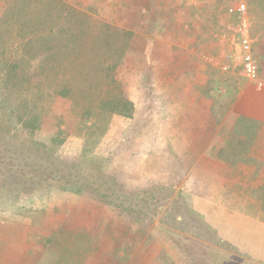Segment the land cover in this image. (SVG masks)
Listing matches in <instances>:
<instances>
[{"label": "rangeland", "instance_id": "rangeland-1", "mask_svg": "<svg viewBox=\"0 0 264 264\" xmlns=\"http://www.w3.org/2000/svg\"><path fill=\"white\" fill-rule=\"evenodd\" d=\"M237 1L239 0L224 1L226 7L215 20L210 19L211 25L219 28L223 20L227 21V27L235 25L236 18L229 13V8ZM242 1L247 3L249 13L251 12V35L262 69L264 62L260 43L262 9L254 0ZM73 6L80 8L78 4ZM4 8V3L0 0V18ZM194 19L192 25H187L184 29L180 23V31L176 35L179 34V38H186L193 44L194 55L199 57L197 60L209 65L206 63L207 57L220 56L219 52L215 54L213 53L215 51L209 48L212 47L213 41L224 49L221 56H227L231 49L229 46L220 45L218 39L228 33V28L226 32L219 31L214 40L209 32L211 28H208L209 19L197 17ZM201 19L204 21L200 22ZM193 25L199 28L196 35L189 34ZM0 30L2 31V28ZM43 30H48V27H44ZM162 33L148 35H155L151 39H158ZM145 34L143 32L137 34L135 39L146 41ZM176 35L171 36V39L173 40ZM132 36L131 33V40ZM2 45L5 46L0 40V78ZM9 53L11 57L8 56V60L17 56L13 50ZM170 58L172 57L168 59ZM124 62L125 60L118 70V76L126 90L130 89L131 92L133 90L135 95L139 93L141 96V89L140 92L136 89L141 88L142 81L137 80L138 77L130 76L129 71L123 69ZM175 64L168 66L175 67ZM233 69L241 73V78L239 77L241 84L249 82L239 65L231 66L224 72H232ZM159 75L162 79L165 78L163 76L165 73ZM262 77L264 79V74ZM170 81L169 79L158 82L161 88L157 85V89L160 91L165 87L172 88ZM172 106L169 104L168 110ZM2 108L1 89L0 183L4 177L18 171L20 164L18 159L28 157L31 160L27 162H33L34 153L30 150L34 144H52L59 138V131H64L61 136L66 135V139L57 150L59 156L70 165L76 164L82 151L87 148L90 155L94 154L100 160L104 172L117 179V185L121 190L118 189L119 193L117 191L116 194L109 193L112 194L109 195V199L113 201L111 203L97 198L90 192L82 195L65 192L57 185L45 186V183H42L43 187L38 188L31 184L28 177L27 181H20L22 183L20 185L17 178L8 179L7 188L0 190V264H163L162 259L166 254L176 264H264L262 255L264 241L239 240L233 233L237 226H229L228 230L218 232L215 226H222L218 223L223 217L210 216V213H214L213 210L194 208L192 200L196 193L193 189L206 194L207 191L213 190V179L207 178L205 174L193 178L191 169L184 167V161H180L178 155L174 153L175 145L163 143L164 136L169 135L168 139L173 138L174 130L170 127H159V120L162 117L156 111L151 112V115L140 112L136 117L137 121H140L138 127L131 125V121L127 119L114 116L107 131L91 139L85 138L83 131L81 133L77 131V126L82 123L75 120L70 113L69 101L54 99L52 104L48 103L39 128L32 134L25 131L23 136L13 140L15 142L13 151H4L6 157L3 156L5 162L3 163L2 126L4 124L16 126L18 120L4 115ZM170 115L172 114H167V122ZM145 117L146 120H143ZM178 132H181V129ZM20 152L25 156H21ZM244 178L247 177L231 176L227 182L228 187L226 185L224 189L234 197L233 202L242 203L249 197L255 200L261 209L264 196H256V188H252L251 177H248L247 182L239 183ZM99 187L104 192L111 185L101 184ZM122 193L125 197L121 195ZM231 211L236 213L238 210ZM261 211L263 216L264 210ZM263 221L264 218L261 222ZM246 230L251 231L254 236L253 228L246 226ZM227 231L232 233L234 238L229 239L223 234Z\"/></svg>", "mask_w": 264, "mask_h": 264}, {"label": "crops", "instance_id": "crops-1", "mask_svg": "<svg viewBox=\"0 0 264 264\" xmlns=\"http://www.w3.org/2000/svg\"><path fill=\"white\" fill-rule=\"evenodd\" d=\"M63 1L71 6L78 4V9H85L90 16L104 19L133 34L123 69L142 81L141 88L136 89L137 92L141 89L142 94L135 95V91L127 90L135 104L134 117L129 120L131 125L138 127L140 121L136 117L140 112L161 114L159 127L174 130L173 138L164 136L163 143L175 145L174 153L184 161V167L191 169L193 178L205 174L213 179L212 191L204 194L193 189L196 193L192 200L194 208L213 210L214 213L209 215L214 218L221 215L223 220L217 223L222 226H215L218 232L237 226L233 233L239 240L264 241V221L261 222L264 214L262 216L260 205L249 197L242 203H235L232 201L234 197L224 189L226 185L228 187L231 176L264 177V88L258 89L250 82L241 84V73L235 72L238 70L225 73L218 64L208 60L206 63L209 65L201 63L194 55L193 44L176 35L180 31V23L184 29L191 26L196 17L207 18L210 22L208 28H211L209 32L215 40L219 31H226L227 21L223 20L221 27L215 28L210 19L215 20L223 11L226 0ZM168 19L170 23L167 24ZM198 29L193 25L189 34H198ZM142 32L146 33V41L141 40L143 43L135 39ZM161 32L160 39H151L155 35H148ZM209 48L215 54L219 52L220 56L224 51L214 41ZM173 63H176L175 67L168 66ZM160 73H165L164 79ZM169 79L172 88L165 87L159 91L158 82ZM169 104L173 106L168 110ZM168 113L172 115L167 122ZM231 210L238 211L234 213ZM246 226L253 228L254 236L251 231L247 232ZM223 234L229 239L234 238L229 231Z\"/></svg>", "mask_w": 264, "mask_h": 264}, {"label": "trees", "instance_id": "trees-1", "mask_svg": "<svg viewBox=\"0 0 264 264\" xmlns=\"http://www.w3.org/2000/svg\"><path fill=\"white\" fill-rule=\"evenodd\" d=\"M2 1L5 6L0 18V40L5 45H2L0 78L2 109L4 115L18 120L16 126H2V159L6 157L4 151H13V140L25 131L32 134L39 128L48 103L57 98L69 101L70 113L82 123L76 129L83 131L85 138L104 134L114 116L133 119L135 104L118 76L129 51L130 32L63 0ZM254 1L262 9L260 43L264 56V0ZM12 50L17 56L8 60ZM260 73L263 76L264 62ZM64 133L59 131V138L52 144H34L30 150L34 153L33 162L28 163L31 158L27 156L18 159V171L2 179L0 190L7 188L11 178H17L19 185L29 179L38 188L43 187L42 183L57 185L65 192L77 195L90 192L113 203L109 195L119 193L121 188L114 176L104 172L94 154L90 155L85 148L80 160L72 165L59 156L57 150L65 142L66 135L61 136ZM20 155L25 156L23 152ZM242 177L247 178L239 183L247 182L249 176L239 178ZM101 184L111 187L102 192ZM251 185L256 188V196H264V177L254 176ZM261 204L264 210V198ZM162 263L176 264L168 254Z\"/></svg>", "mask_w": 264, "mask_h": 264}, {"label": "built area", "instance_id": "built-area-1", "mask_svg": "<svg viewBox=\"0 0 264 264\" xmlns=\"http://www.w3.org/2000/svg\"><path fill=\"white\" fill-rule=\"evenodd\" d=\"M229 13L235 16L236 23L233 26L228 25V33L221 35L218 43L222 46H229L231 52L227 56L208 57L207 60L218 64L224 71L231 66L239 65L244 77L256 88L263 89L264 79L261 76L259 59L254 50V39L251 35L252 21L248 5L245 1L239 0L229 8Z\"/></svg>", "mask_w": 264, "mask_h": 264}]
</instances>
